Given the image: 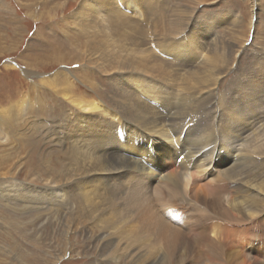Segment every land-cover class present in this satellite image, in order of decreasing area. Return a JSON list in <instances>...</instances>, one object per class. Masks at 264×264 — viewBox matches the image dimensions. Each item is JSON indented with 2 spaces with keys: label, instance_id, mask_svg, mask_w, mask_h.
<instances>
[{
  "label": "bare ground",
  "instance_id": "6f19581e",
  "mask_svg": "<svg viewBox=\"0 0 264 264\" xmlns=\"http://www.w3.org/2000/svg\"><path fill=\"white\" fill-rule=\"evenodd\" d=\"M154 2L82 0L65 20L79 41L44 39L56 53L65 51L56 61L109 74L110 88L104 93L83 75L91 84L84 92L67 72L43 78L70 108L56 116L36 112L28 161L24 147L3 153L0 205L17 218H44L61 234L91 221L109 261L197 264L202 255L206 264H264V54L255 52L252 66L232 70L240 41L214 33L217 39L206 44L195 37L209 24L220 28L218 18L166 19L163 6L151 21ZM156 20L185 25L173 41L167 35L151 42L165 28L160 23L150 32ZM231 72L235 77L222 91ZM8 108L0 109L3 128L16 123ZM39 134L44 141L36 140ZM40 142L45 148L51 142V150L41 152ZM22 170L37 185L19 178Z\"/></svg>",
  "mask_w": 264,
  "mask_h": 264
},
{
  "label": "rangeland",
  "instance_id": "374dc122",
  "mask_svg": "<svg viewBox=\"0 0 264 264\" xmlns=\"http://www.w3.org/2000/svg\"><path fill=\"white\" fill-rule=\"evenodd\" d=\"M46 1L47 0H0V109L12 106L13 109L8 108L6 110L10 111L11 116L14 114L13 119L14 122L16 121L14 125L13 123L11 125L9 124V126L8 124H4L5 129L2 126L3 122H0V124H2L0 126V158L3 153L8 155L10 152L15 153V151H21L22 147H24V160L28 161L26 150L29 148L27 147V145L30 144L28 140L32 136L30 127L35 120L36 114L39 113L41 117L44 115L56 116L70 108L69 104H65V101L63 102L62 99L54 95L48 87L44 86V77L52 79V77L54 75L56 77L59 72H67V74L71 76V79L74 80L75 84H77L78 87L80 86L78 89L85 92L86 90H91V88H89L91 84L85 83L82 78L83 75H86L101 84L104 93L110 88L108 83L110 82L109 74L100 71L99 68L77 64L74 61L68 62L64 60L62 61L63 64L61 61H56V56L62 55V59L67 56L65 51L56 53L54 50L50 49L49 43L47 44V41H45L46 37L49 41H54V44L61 41H63V44L68 41L67 38L72 42L70 44L79 41L77 35H75L77 32L74 30H66L67 26L65 25L68 23H65V20L72 16L82 0ZM161 1L162 0H156V2L153 3L151 6L153 10L150 9L148 12L149 16L156 14L163 6H167L169 13L164 17L166 19H170L171 16L176 14L174 17L176 20V17H181L188 13L191 18L194 17L193 19L199 22H201L200 20L204 21V18L207 16L218 18L219 21L222 22L220 28H211L214 25L209 24L206 29L199 30L200 34L195 37L197 39L199 38L201 42L203 40L206 44L211 42L210 38L217 39L214 33L218 34L221 39L225 41L227 39L240 41V48L237 50V53L235 52L236 54L234 53V60L230 65L232 70H234L233 67L238 65V67L243 69L252 66L251 61L249 62V57L255 52L264 54V0ZM96 2H99L100 5L101 0H96ZM176 8H178V11L175 10ZM201 9H203V11ZM128 15L134 16L133 14ZM222 16L223 18L221 19ZM227 16L232 17L228 18ZM237 16L238 18H236ZM233 17H235L236 20L233 19ZM151 21H154L152 20V16ZM160 23L165 27L160 31L158 30L162 36L160 37V33L157 32V35H152L150 37L151 42H160L163 36L168 35L164 40L169 43L173 41L174 35L180 32L185 25L170 24L169 20L164 24L156 20V26H154L153 23L150 24V32L156 29ZM72 24L73 22H71L70 25L72 26ZM183 35L184 34L179 36L177 39L178 41L175 43H180V37ZM74 46L76 45H73V47ZM62 47L63 49L66 48V46L64 47L63 45ZM236 59H238V61H236ZM235 61L237 62L236 65ZM28 71L31 73H28ZM33 74L40 75L41 78L40 76L33 77ZM234 77V72H231L223 78L220 83V89L224 91L228 87L229 81L233 80ZM22 99L23 101L20 104ZM35 102L38 104H35ZM17 103L19 107L13 106V104ZM7 111L3 112L2 115H8ZM48 112L50 113L47 114ZM54 112H56V114ZM0 121H2V119H0ZM56 122L59 123V121ZM42 137V134H39L35 138L36 140L44 141ZM39 145L38 149L43 153L46 152V149L50 151L52 147L51 142L47 144L48 148H45L46 144L42 145L41 142ZM33 151L34 149L31 148L29 150L30 154H32ZM37 153L38 152L35 151V154ZM50 155L53 157V162L56 165L57 154L52 153ZM1 168L2 167H0V169ZM1 171L5 170H0V173ZM22 171L24 173L22 172L19 178H27L30 179L27 180V182H31L32 179L25 176L27 170ZM1 177L2 176H0V179ZM195 178L196 177H194V179ZM31 183L37 185L36 181ZM207 183V180L201 179L199 184L205 185ZM10 211L13 210L2 209L0 205V264H21L17 260L16 255L21 256L22 259L25 257L24 260H26V264H132L131 260H127L124 257H120L119 260L109 261L102 256L101 252L103 250L99 247L102 234H99L96 228L92 226L91 221H87L83 224L79 231L75 229L76 232L74 234H61L58 230L54 231L53 228L55 226H52L51 223L49 224L48 220L44 222V218H37L35 216L36 219L30 221L29 217L17 218L16 216L18 214ZM13 217L17 218V220H13L14 222L10 221L12 220L10 218ZM21 220H23V224H21ZM28 221H30V223ZM18 225H22L24 230H28L21 231L22 228L20 230ZM228 232L225 236L223 235L226 240L229 238ZM200 246L201 244L195 245V249ZM110 255L113 257L112 254H109V257H111ZM102 257L107 261L103 260ZM199 258H201V263L197 264L207 263L205 257H202V255H200Z\"/></svg>",
  "mask_w": 264,
  "mask_h": 264
},
{
  "label": "snow or ice",
  "instance_id": "6c2138e0",
  "mask_svg": "<svg viewBox=\"0 0 264 264\" xmlns=\"http://www.w3.org/2000/svg\"><path fill=\"white\" fill-rule=\"evenodd\" d=\"M203 11V9H201ZM78 67V66H77Z\"/></svg>",
  "mask_w": 264,
  "mask_h": 264
}]
</instances>
